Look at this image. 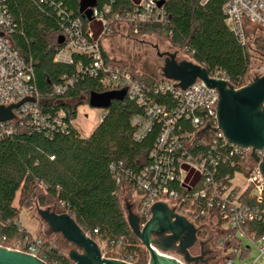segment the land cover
<instances>
[{"label": "trees", "instance_id": "16d2710c", "mask_svg": "<svg viewBox=\"0 0 264 264\" xmlns=\"http://www.w3.org/2000/svg\"><path fill=\"white\" fill-rule=\"evenodd\" d=\"M0 1L13 21L9 35L14 47L34 68L36 87L46 101L42 105L43 112L53 116L63 111L68 123L67 133L55 131L51 136L18 124L11 136L0 139V243L9 245L12 240L24 241L30 237L19 222V215L21 208L32 204L36 196L40 207L50 201L61 205V213L69 214L90 238L119 254L116 258H106L148 264V252L127 222L120 202L121 187L111 168L116 166L118 172L121 169L138 172L148 162L160 128L155 126L143 141L136 142L131 119L140 114L141 109L124 91L103 87L98 79L89 76L90 57L73 54L70 64L54 62L65 46V42L59 44L64 22L58 13L63 11L81 19L84 30L92 23L80 14V0ZM96 2L98 8L111 5L116 11H127L131 7L130 0ZM224 4L225 0H210L205 5L199 0H169L167 24L162 27L139 25L137 34L134 28L129 32L134 37L145 33L165 35L173 47L183 49V56L204 67L209 74L219 71L239 89L244 86L253 51L243 47L226 27ZM104 56L110 61L105 52ZM139 79L149 84L155 82L151 77L139 76ZM68 80H73L74 85L61 95L55 94V88ZM81 95L86 96L85 104L106 113L88 138H83L72 125L83 104L74 109L69 101ZM223 166L221 172L227 174L229 166ZM18 194L20 202L16 205ZM240 201L258 205L248 192ZM245 228L257 231L258 236L264 235L262 222L249 223ZM234 234H220L216 242ZM39 238L43 241L48 264H74L46 238ZM238 240L233 241L236 247H239ZM241 253L246 256L242 248Z\"/></svg>", "mask_w": 264, "mask_h": 264}, {"label": "built area", "instance_id": "2783aa9c", "mask_svg": "<svg viewBox=\"0 0 264 264\" xmlns=\"http://www.w3.org/2000/svg\"><path fill=\"white\" fill-rule=\"evenodd\" d=\"M130 1L131 7L127 11H116L111 5L92 9L91 22L100 24L99 34L89 28L84 30L81 19L60 11L58 15L64 22L62 37L65 46L54 59L55 63L70 64L73 54L86 55L91 58V65L87 68L89 76L98 79L103 87L125 92L129 100L141 109V113L131 119L136 142L143 141L155 126L160 128L148 162L138 172L125 169L118 172L116 166H112L117 184L121 189L128 187L135 192V213L141 220V227L151 219V209L157 203L168 205L192 223L199 231V241L211 245L213 258L209 264H234V257L239 253L242 255L241 248L249 253L250 249L241 243L239 247L234 245L233 241L238 237L255 243L263 258L264 235L258 236L257 231L245 227L255 221L264 223V207H260L264 204V177L260 171L264 149L255 152L256 163L251 156L252 148L231 144L221 131H214L218 129L219 94L202 81L198 80L187 90L179 88L174 81L162 78L149 84L139 79V74L127 66L106 61L102 48L105 37L119 29L134 28L137 34L139 25L162 27L168 23L166 4L169 0ZM209 1L199 0L201 5ZM1 3L0 31L4 35L0 37V106L17 105L26 99H33L34 102H26L14 110L13 121L0 123V139L11 136L18 124L31 126L47 136L55 131L67 133L65 112L53 116L43 112L42 105L46 101L36 87L34 68L31 61L14 47L9 35L13 31V21ZM223 13L228 30L243 47L252 51L250 28L256 27L264 34V0H225ZM254 76H264V64ZM210 77L230 83L219 71L210 74ZM73 85L74 81L68 80L55 88V94L61 95ZM105 116L103 111L100 121ZM207 127L209 129L204 131ZM223 165H228L232 173L222 174ZM236 175L243 177L244 184L234 185ZM247 192L255 198L257 206L240 201ZM212 229L220 232L213 244L207 233ZM227 232L235 234L217 243V236ZM0 246L29 254L48 264L41 238L26 237L24 241H17L14 248L5 242H1ZM158 253L180 264H187L183 256L175 251ZM206 259L207 256L204 263ZM120 261L135 264L132 260Z\"/></svg>", "mask_w": 264, "mask_h": 264}, {"label": "water", "instance_id": "95a60500", "mask_svg": "<svg viewBox=\"0 0 264 264\" xmlns=\"http://www.w3.org/2000/svg\"><path fill=\"white\" fill-rule=\"evenodd\" d=\"M162 2L159 3V6ZM97 6L96 0H80V14L89 22L92 21V9ZM0 31V37H3ZM64 38H59V44ZM164 66L160 78L174 81L182 90H187L198 80L209 89L219 94L217 107L218 129L231 143L243 148H252V158L258 163L255 152L264 149V76L255 77L248 85L235 89L224 80L210 77L209 72L202 66L190 60H179L177 54L160 53ZM26 102L9 107L0 106V123L11 122L15 119L14 110ZM93 107V106H91ZM94 108V107H93ZM97 109H100L99 107ZM209 129L207 127L204 131ZM264 177V162L260 164ZM151 219L141 227V220L136 213L128 208L127 222L133 235L141 242L149 254L148 264H180L163 253L177 252L183 256L187 264L204 263L207 252L205 243L198 239V229L185 217L171 210L164 203H157L151 209ZM37 214L53 234H59L74 248L68 253V259L74 264H128L116 259L105 258L99 244L90 238L76 221L67 213H57L51 208L37 209ZM197 244L200 254L193 256L190 252ZM0 264H46L29 254L10 250L0 246Z\"/></svg>", "mask_w": 264, "mask_h": 264}, {"label": "rangeland", "instance_id": "374dc122", "mask_svg": "<svg viewBox=\"0 0 264 264\" xmlns=\"http://www.w3.org/2000/svg\"><path fill=\"white\" fill-rule=\"evenodd\" d=\"M93 25L96 27L97 34H99L101 31V27H99L100 24L98 25L93 22ZM249 33L252 36L251 41L253 54H251V67L247 76L243 80L244 86L248 85L254 80V75L256 74L258 68L264 64V34L256 27H252ZM102 48L107 54L109 60L114 63L127 66L136 74H139V76L142 78L151 77V74H158L156 65L163 64V61H160V58L157 56V52H169L172 54L175 53L177 54V59H186V57L183 56V49L173 47L169 38H167L165 35H160L157 33H145L134 37L130 35L129 30L126 28L119 29L115 34L105 37L102 40ZM85 99L86 96L81 95L80 97L69 101V103L74 109H76L80 104H83L78 108V116L74 121V126L83 138H88L93 129L99 125L103 110L93 108L87 103L85 104ZM243 180L244 179L241 175H236L234 185L239 186L242 183L244 184V182H242ZM127 190L128 187H124L120 190V202L126 214L128 212V208L134 211L135 214L137 200L136 194H131V192ZM35 198L36 196L34 197L32 204H29V206L24 205L21 208L19 222L32 238H46L52 246L57 248L63 255L68 257V253L74 247L65 241L61 235L53 234L48 226L41 221L37 214V209L39 208H51L53 211L61 213L63 212L61 205L55 203L54 201H50L47 206L40 207L37 204ZM19 202L20 194H18L15 204L19 205ZM207 233L209 234L208 239L211 241V244H213L216 234L220 232L212 229V231L209 230ZM238 239L241 245L250 249V252L244 257L240 253L237 254V257H234L233 260L234 264H264V257H260L259 250L255 243H252L247 238L243 237H238ZM16 243V240H12L9 242L8 246L14 248ZM99 246L105 258L119 257L118 252L109 250L105 244L99 243ZM212 247L216 248L214 245ZM190 252L194 256H198L200 254L199 244L190 250Z\"/></svg>", "mask_w": 264, "mask_h": 264}, {"label": "flooded vegetation", "instance_id": "af4514ba", "mask_svg": "<svg viewBox=\"0 0 264 264\" xmlns=\"http://www.w3.org/2000/svg\"><path fill=\"white\" fill-rule=\"evenodd\" d=\"M157 56H158V52H157ZM160 58V57H159ZM160 61H163V64H159V65H156V70L158 72V74H151V78L153 79H158L160 78V75H161V70L164 66V59L163 58H160ZM204 238H206V236H204ZM211 245L208 246V244L206 243V245L204 246V250L207 252V259H206V262L204 264H209L213 258V252L210 248ZM207 249V250H206ZM202 264V263H200Z\"/></svg>", "mask_w": 264, "mask_h": 264}, {"label": "crops", "instance_id": "0c3cea01", "mask_svg": "<svg viewBox=\"0 0 264 264\" xmlns=\"http://www.w3.org/2000/svg\"><path fill=\"white\" fill-rule=\"evenodd\" d=\"M100 27V26H99ZM89 29H92L94 32H96V27L93 25V22L89 25ZM97 33V32H96ZM101 123V121L99 122V124ZM73 126H74V122H73ZM75 127V126H74ZM97 127H95L94 129H93V131L96 129ZM76 129V128H75ZM77 130V129H76ZM78 131V130H77ZM93 131L91 132V134L93 133ZM79 132V131H78ZM90 134V135H91ZM127 191H130L131 192V194H133V193H135L131 188H128V190Z\"/></svg>", "mask_w": 264, "mask_h": 264}]
</instances>
